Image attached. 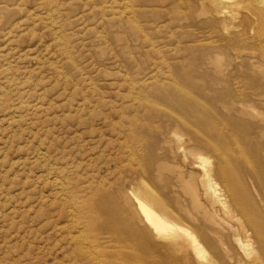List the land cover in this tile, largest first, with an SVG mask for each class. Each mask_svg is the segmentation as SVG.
Masks as SVG:
<instances>
[{"label": "rangeland", "instance_id": "rangeland-1", "mask_svg": "<svg viewBox=\"0 0 264 264\" xmlns=\"http://www.w3.org/2000/svg\"><path fill=\"white\" fill-rule=\"evenodd\" d=\"M0 264H264V0H0Z\"/></svg>", "mask_w": 264, "mask_h": 264}, {"label": "bare ground", "instance_id": "bare-ground-1", "mask_svg": "<svg viewBox=\"0 0 264 264\" xmlns=\"http://www.w3.org/2000/svg\"><path fill=\"white\" fill-rule=\"evenodd\" d=\"M139 208L143 212V214L146 217V219L153 226H155V228L159 229L158 223H159L160 220H158L157 217H155L154 213L152 214V212L150 210H148L147 207L145 205H143L142 203H139Z\"/></svg>", "mask_w": 264, "mask_h": 264}]
</instances>
